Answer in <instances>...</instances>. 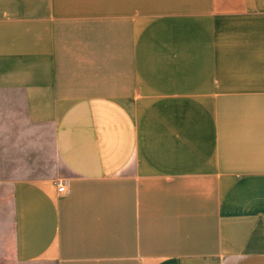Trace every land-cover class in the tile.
Returning a JSON list of instances; mask_svg holds the SVG:
<instances>
[{"label": "crops", "instance_id": "0c3cea01", "mask_svg": "<svg viewBox=\"0 0 264 264\" xmlns=\"http://www.w3.org/2000/svg\"><path fill=\"white\" fill-rule=\"evenodd\" d=\"M60 164L19 264H264V0H0V170Z\"/></svg>", "mask_w": 264, "mask_h": 264}, {"label": "rangeland", "instance_id": "374dc122", "mask_svg": "<svg viewBox=\"0 0 264 264\" xmlns=\"http://www.w3.org/2000/svg\"><path fill=\"white\" fill-rule=\"evenodd\" d=\"M4 167V166H0ZM66 172L64 166L54 165L45 172L11 173L0 170V264H19L13 254V203L11 181L16 175L61 176Z\"/></svg>", "mask_w": 264, "mask_h": 264}, {"label": "built area", "instance_id": "2783aa9c", "mask_svg": "<svg viewBox=\"0 0 264 264\" xmlns=\"http://www.w3.org/2000/svg\"><path fill=\"white\" fill-rule=\"evenodd\" d=\"M59 190L63 192L66 190V188L63 184H61V185H59Z\"/></svg>", "mask_w": 264, "mask_h": 264}]
</instances>
